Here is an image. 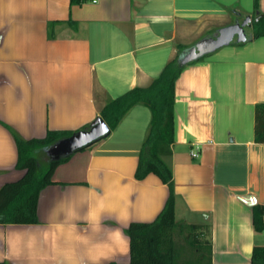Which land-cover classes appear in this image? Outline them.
<instances>
[{
    "label": "crops",
    "instance_id": "1",
    "mask_svg": "<svg viewBox=\"0 0 264 264\" xmlns=\"http://www.w3.org/2000/svg\"><path fill=\"white\" fill-rule=\"evenodd\" d=\"M260 13L264 0H0V186L24 174L7 125L24 138L81 129L178 53ZM253 30L187 64L175 83V217L210 225L214 263L250 264L264 245L253 224L254 205H264V143L254 136L264 37ZM150 120L137 104L60 163L41 191L39 222L0 224V261L130 264L126 228L155 219L170 193L155 173L135 178Z\"/></svg>",
    "mask_w": 264,
    "mask_h": 264
},
{
    "label": "trees",
    "instance_id": "2",
    "mask_svg": "<svg viewBox=\"0 0 264 264\" xmlns=\"http://www.w3.org/2000/svg\"><path fill=\"white\" fill-rule=\"evenodd\" d=\"M85 1L87 0H70L71 4H82ZM253 20L254 30L251 38L264 37V13H260L258 18ZM179 54L166 63L160 74L148 86H135L110 99L97 116L108 124L111 132L133 106L146 105L151 111V120L139 152L135 178L141 180L149 173H155L170 189L166 203L155 219L132 221L126 228L130 245V264H223L213 262L210 225L180 222L175 217L171 164L175 83L187 64L202 61L206 57L203 55L188 63H181ZM93 121L76 131L49 129L45 136L34 138H24L7 125L17 146L15 166L24 170V174L19 179L5 182L0 186V224L39 222L38 200L41 191L54 183L52 176L55 168L67 161L73 153L61 158L50 157L47 167L41 174L38 172V157L45 154L47 148L57 140L89 128ZM254 136L256 142L264 143V102L256 103L254 106ZM86 147L88 146L78 151ZM253 209L254 227L262 231L264 205L257 203ZM0 264L9 263L0 261ZM250 264H264V245L253 247Z\"/></svg>",
    "mask_w": 264,
    "mask_h": 264
},
{
    "label": "water",
    "instance_id": "3",
    "mask_svg": "<svg viewBox=\"0 0 264 264\" xmlns=\"http://www.w3.org/2000/svg\"><path fill=\"white\" fill-rule=\"evenodd\" d=\"M251 23L250 15L245 17L244 21H238L219 29L218 34L214 37H207L196 43L187 51H183L179 57L181 63H188L192 60L206 55L223 45H227L233 41L234 37L239 42L247 40L245 27ZM110 133L108 124L101 118L97 117L92 125L83 130H79L70 136L63 137L49 146L46 150L51 158H61L68 156L78 149L89 146L92 143L106 137ZM251 203L254 199L249 198Z\"/></svg>",
    "mask_w": 264,
    "mask_h": 264
},
{
    "label": "rangeland",
    "instance_id": "4",
    "mask_svg": "<svg viewBox=\"0 0 264 264\" xmlns=\"http://www.w3.org/2000/svg\"><path fill=\"white\" fill-rule=\"evenodd\" d=\"M245 20V18L243 19V21ZM254 27V20H252L251 21V23L249 24V25H247L246 27H245V31H246V33H248L252 28ZM249 38V37H248ZM233 43H238V42H235V41H232ZM243 43V42H242ZM241 43V44H242ZM224 47H226V46H221V47H219L218 49H220L219 51V53H223V51H225L224 49ZM213 53H215V51L213 52ZM38 159H39V168H38V172H39V174H41L44 170H45V168L47 167V165H48V163H49V159H50V157L48 156V154L47 153H45V154H43V155H41V156H39L38 157ZM264 233V232H263ZM261 242H264V241H261Z\"/></svg>",
    "mask_w": 264,
    "mask_h": 264
},
{
    "label": "built area",
    "instance_id": "5",
    "mask_svg": "<svg viewBox=\"0 0 264 264\" xmlns=\"http://www.w3.org/2000/svg\"><path fill=\"white\" fill-rule=\"evenodd\" d=\"M191 153H192L193 156H197L198 155V151L197 150H193Z\"/></svg>",
    "mask_w": 264,
    "mask_h": 264
}]
</instances>
